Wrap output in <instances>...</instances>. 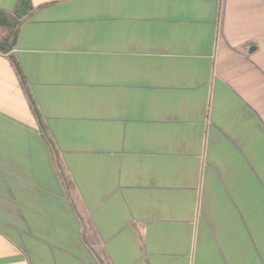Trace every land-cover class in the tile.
<instances>
[{
	"label": "crops",
	"instance_id": "1",
	"mask_svg": "<svg viewBox=\"0 0 264 264\" xmlns=\"http://www.w3.org/2000/svg\"><path fill=\"white\" fill-rule=\"evenodd\" d=\"M0 264H264V0H0Z\"/></svg>",
	"mask_w": 264,
	"mask_h": 264
},
{
	"label": "trees",
	"instance_id": "2",
	"mask_svg": "<svg viewBox=\"0 0 264 264\" xmlns=\"http://www.w3.org/2000/svg\"><path fill=\"white\" fill-rule=\"evenodd\" d=\"M26 1H27V0H20V4H21L22 6H25Z\"/></svg>",
	"mask_w": 264,
	"mask_h": 264
},
{
	"label": "water",
	"instance_id": "3",
	"mask_svg": "<svg viewBox=\"0 0 264 264\" xmlns=\"http://www.w3.org/2000/svg\"><path fill=\"white\" fill-rule=\"evenodd\" d=\"M256 49V47L255 46H252V48H251V50H250V53L252 52V51H254Z\"/></svg>",
	"mask_w": 264,
	"mask_h": 264
}]
</instances>
